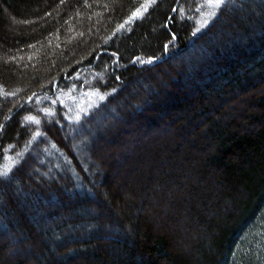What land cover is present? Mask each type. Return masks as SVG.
I'll return each mask as SVG.
<instances>
[{
    "label": "trees",
    "instance_id": "1",
    "mask_svg": "<svg viewBox=\"0 0 264 264\" xmlns=\"http://www.w3.org/2000/svg\"><path fill=\"white\" fill-rule=\"evenodd\" d=\"M207 11L0 0V264H264V0Z\"/></svg>",
    "mask_w": 264,
    "mask_h": 264
},
{
    "label": "rangeland",
    "instance_id": "2",
    "mask_svg": "<svg viewBox=\"0 0 264 264\" xmlns=\"http://www.w3.org/2000/svg\"><path fill=\"white\" fill-rule=\"evenodd\" d=\"M213 10L214 8L208 5V11L200 20L199 27L208 22L209 16L212 14ZM97 100H100V96L98 94L84 93L78 96V98L76 97L74 100L67 102L65 104V111L69 115L77 117L82 112L86 111L89 107L93 106L97 102Z\"/></svg>",
    "mask_w": 264,
    "mask_h": 264
},
{
    "label": "snow or ice",
    "instance_id": "3",
    "mask_svg": "<svg viewBox=\"0 0 264 264\" xmlns=\"http://www.w3.org/2000/svg\"><path fill=\"white\" fill-rule=\"evenodd\" d=\"M207 3L210 7L219 8L225 3V0H207ZM4 175H6V173H0V176H4Z\"/></svg>",
    "mask_w": 264,
    "mask_h": 264
}]
</instances>
